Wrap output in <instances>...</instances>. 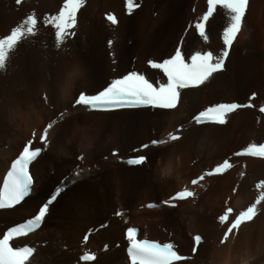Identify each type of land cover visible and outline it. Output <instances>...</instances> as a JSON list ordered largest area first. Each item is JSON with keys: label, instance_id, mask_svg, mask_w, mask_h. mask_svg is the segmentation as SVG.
I'll return each mask as SVG.
<instances>
[{"label": "bare ground", "instance_id": "1", "mask_svg": "<svg viewBox=\"0 0 264 264\" xmlns=\"http://www.w3.org/2000/svg\"><path fill=\"white\" fill-rule=\"evenodd\" d=\"M142 1L144 4L147 0ZM198 1L148 0L150 11L142 5L139 12L129 16L127 0H87L76 28L80 36L72 41L78 54L71 63L66 62L64 68L69 74L65 82L40 87L25 99L20 94L16 101L0 90V189L12 161L33 134L35 147H43L39 142L42 133L47 131L49 137V147L31 167L36 178L31 196L21 205L0 211V238L8 228L34 216L56 187L66 188L50 208L41 229L14 242L18 248L35 249L31 264H83L80 257L89 251L98 256L94 263L85 264H128L124 240L128 227H140L141 238L174 243L187 256L191 255L193 235L202 234L204 242L187 264H264V159L240 156L249 147L264 144V40L260 43L264 0H259L258 6L259 37L252 24L250 0L226 70L200 87L181 89L177 108L94 113L71 107L79 93L95 94L110 80L130 71L146 74L157 85L167 83L148 61L178 54L180 46L189 59L196 51L211 50L219 55L223 50L221 32L230 23L229 14L221 9L209 22L207 36L202 28L198 34L195 23L202 14V0ZM78 3L79 0H0V41L19 40L33 17L31 12L38 6L43 13L61 17ZM106 5L113 7L118 24L90 19L100 8L108 13L110 6L107 10ZM165 24L170 27L162 33ZM22 43L19 41L7 53L8 59H18L21 77L27 69L20 61L24 57ZM21 77L18 76L19 88L24 83L22 79L26 80ZM253 93L258 95L256 100L250 99ZM223 103H237L239 107L217 123L195 122L199 113ZM176 135L181 136L180 140L170 139ZM156 140L165 142L134 155L133 149ZM6 146L8 151L3 149ZM113 149L119 150L118 156H112ZM81 154L83 160L79 162L77 156ZM142 155L148 156V161L136 168L118 162L120 158ZM225 165L228 169L223 175L206 177L191 187V181L204 171H216ZM88 166L93 167L91 172ZM75 171H80L76 178ZM70 178L75 179L73 186L67 184ZM64 181L67 183L61 184ZM189 187L193 196L177 208L161 205L146 209L147 204L160 203ZM250 208L257 211L255 219L243 223L225 245L220 244L228 225L224 219L229 217L232 223ZM228 209L233 211L231 216L226 213ZM116 212H123L121 219L112 218ZM107 222L111 223L108 228L91 235L88 243L82 241L87 231ZM116 243L122 244L121 249L115 248ZM65 247L68 251L63 250ZM103 247H109L110 252L104 253Z\"/></svg>", "mask_w": 264, "mask_h": 264}, {"label": "snow or ice", "instance_id": "2", "mask_svg": "<svg viewBox=\"0 0 264 264\" xmlns=\"http://www.w3.org/2000/svg\"><path fill=\"white\" fill-rule=\"evenodd\" d=\"M86 0H79L75 8L66 9L61 15L56 29L59 31V39L57 40V48L59 49L67 38H74V30L77 27L76 16L80 8L85 6ZM250 0H207V6H211V13L201 23L197 21L195 27L198 30L203 29V35L207 36V25L211 18L218 10H226L230 17V23L224 27L221 32V40L223 50L219 55L214 54L211 50L206 52L196 51L189 59L182 51V46L178 49V54L165 58L160 61L149 60L150 67H156L166 78L167 83L157 86L155 83L147 79L146 74L130 71L124 76L112 79L108 84L95 94L89 95L87 92H81L74 98L71 103L72 108L83 107L89 112L109 113L120 110H134L141 108H157L168 99L169 95L173 100L177 99L178 93L182 88L200 87L204 82L209 80L216 73L226 70V64L230 56L232 47L241 33L246 15L248 12ZM140 7L137 0H127L126 14L131 16ZM111 25L119 23L115 14L108 18ZM203 38V37H202ZM209 40V39H208ZM206 40L205 42H208ZM19 40L13 38L7 42L8 50L14 49ZM112 41H109V47ZM7 52L5 45H0V71L6 70L5 60ZM256 94L253 93L250 99H255ZM59 123L60 121H56ZM35 135L28 140L18 158L11 164V170L7 173V177L3 182V188L0 189V209L13 208L21 205L31 194L34 185V176L30 171V166L36 162L45 150L49 147V137L47 131L42 133L39 142L43 147H35ZM165 141H151L143 144L139 148L133 149L134 152H144L149 147L158 146ZM113 156L119 155L118 149H113ZM107 160V157H104ZM78 161L83 160V156H77ZM148 157L131 156L128 159L120 158L118 162L127 164L128 166L139 167L146 164ZM60 190L57 189L55 195L47 199L37 210V213L11 229L7 230L0 238V264H31V258L35 249L30 246L14 247L13 240L28 236L41 228L43 222L50 212V206L60 196ZM171 200L187 199L176 194L170 197ZM163 203V202H162ZM149 207H156L149 204ZM175 208L177 205L172 204ZM123 213L116 212L117 217ZM233 225L239 227L240 223ZM231 231V230H229ZM138 229L128 227L125 230V238L127 240V257L130 264H187L203 244V237L197 235L193 237V246L190 256H182L176 250V245L171 242L149 241L146 238H138ZM89 237L85 235V243ZM227 237H225L226 242ZM84 261H95L96 256L92 254L85 255Z\"/></svg>", "mask_w": 264, "mask_h": 264}, {"label": "rangeland", "instance_id": "3", "mask_svg": "<svg viewBox=\"0 0 264 264\" xmlns=\"http://www.w3.org/2000/svg\"><path fill=\"white\" fill-rule=\"evenodd\" d=\"M138 1H140V0H138ZM138 1H137V3L140 4V7L136 10L137 12L140 11V8L142 5H143L142 7H145V9H147V10L149 8L151 9V4H149L148 0L147 1L141 0L142 3H144L146 1L144 4H141L140 3L141 1L140 2H138ZM198 2H200V0ZM86 5H87V3L85 4V6ZM85 6L80 8L79 13L77 14L79 17L76 16V21H77V27L76 28L77 29L79 27L78 24H80L79 20L81 18L80 17L81 15H79V14H81L80 12L82 11V9L85 8ZM106 6H107L106 8L108 10L110 5H106ZM147 6H148V8H147ZM258 6H259V0H253L252 6H251V14H252L251 19L253 18L252 24L254 25V29L257 30L256 33H257V36L259 37L260 32L258 30H259L260 18L258 16L259 15ZM110 9H112V13H111ZM150 9L148 11H150ZM210 9H211V6H207V0H202L201 3H199V12L202 11V12H200L202 14L199 13L200 15L198 16V19H199L198 21L202 20V22H203V20L206 18V16L211 13ZM109 11H110V13H109ZM218 11L220 12L221 10H218ZM218 11L214 14L215 18L218 14ZM155 13H152L153 14L152 16L154 18H155V15H157V12H155ZM112 14H115L112 6H110L108 13L105 12V10L103 8H100L93 14L94 15V16H92L93 18L90 17V19L94 20V22H96V23H102L104 21L107 25H109L110 23H109L108 18L111 17ZM31 15H33V17L31 19L30 23H28L26 25L28 28H26V30L23 31L22 34L19 36V41L23 42L21 45V47H22L21 49H22V51H24V52L21 51V54L23 53L22 56H24V57H22L20 61H21L23 66L25 65L27 67V69L23 72L22 77H21V75L18 74V59L16 58L14 60L12 58L11 59L7 58L5 60L6 70L0 71V88H1L0 90L5 92V94H7L8 97H10L12 100L14 99L15 101L17 99L20 100L19 99L20 94H23L24 99H25V97H26V95H28V93L35 92L40 87H44L48 84L54 85L57 83L65 82V80L69 74V71L67 69H65L64 67L66 65H68L69 63H71L72 60H74V58L78 54L76 48H74V46H73V45H75L73 43H74V41H76V37L78 38V36H80L77 33L78 30H76V29L74 30V32H75L74 38H71V37L68 38L66 40V43H64L58 49L56 45H57V40L59 39L60 34H59V31L56 29V23H58V21L60 20V17H57V15L54 14L53 12L52 13H48V12L43 13V10L41 11V8H39V6L36 7L34 11L31 12ZM49 15H50V17H49ZM174 17H179V16L177 14H174ZM214 17L211 18L209 20V22L210 21L213 22L215 19ZM94 18H96V19H94ZM200 18H201V20H200ZM85 20H86V17H85ZM86 21H88V20H86ZM168 22H170V21H167V23ZM209 22H208V24H209ZM86 23L88 24L89 22H86ZM45 25L48 27H46ZM49 26H51V27H49ZM168 26H169V24L163 25V27L161 28L160 31L163 33L165 31V29L168 30V28L170 27V26L169 27ZM188 28H190V24H189ZM27 29L29 30L28 32H27ZM86 29L88 30V28H86ZM160 31H159V33H160ZM52 32H54V33H52ZM23 35H25V36H23ZM26 35H28V36H26ZM262 35H260V43L261 44L263 43V40H264V34H262ZM33 37H35V38H33ZM72 41H73V43H72ZM242 41H243V39H242ZM1 44L5 45V51L8 53L7 43L0 41V45ZM263 50L264 49H262V51ZM175 51H176V49H175ZM25 58H27V59H25ZM66 62L68 64H66ZM66 68H67V66H66ZM154 68H156V67H154ZM16 69H17V71H16ZM152 69H153V67H152ZM18 76L21 78H25L28 81L27 82L26 80L22 79L24 83L21 84V88L18 87V82H19ZM251 96L252 95H250V97ZM255 98H258L257 94H256ZM24 99L21 101V103L24 102L23 106L26 104ZM40 99H41V97H40ZM44 100L47 101L46 95H44ZM251 100H254V99H251ZM247 104L250 107V104L249 103H247ZM246 107H247V105H246ZM249 107H247V108L251 109ZM176 136H174V137H176ZM174 137H171L170 139L174 140ZM174 141H176V140H174ZM8 148H9V146L3 147V149L6 151L9 150ZM132 155H133V153H132ZM134 155H138V153L135 152ZM105 157H108V156H105ZM113 157H116V156H113ZM79 162H82V161H79ZM120 164H124V163H120ZM91 168H93V167L88 166L86 169L89 172H91L92 171ZM149 168L150 167H147V169H149ZM145 172H146V170H143V173H145ZM76 174H77V171H75L73 173L75 178L78 177ZM67 178L68 177L65 178L66 181H67ZM71 182H73V183H71ZM62 183H67V182L64 181V182H61V184ZM67 184L68 185L70 184L71 186H73L75 184V179H71V178L68 179ZM140 208H145V207L143 205H140ZM228 211H229V209L226 210V213ZM113 217L117 218V219H121V217L118 218L115 214L112 215V218ZM105 224H108V226L106 227V228H108L110 226L109 224H111V223L107 222ZM96 234L94 233L93 235H96ZM80 235H81V233L78 232L77 236L79 237ZM116 244H115V248L117 250L121 249V248L116 247ZM107 248H108V251H104V253L110 252L109 250H110L111 246H110V248L109 247H107ZM63 250L68 251V248L65 247Z\"/></svg>", "mask_w": 264, "mask_h": 264}]
</instances>
